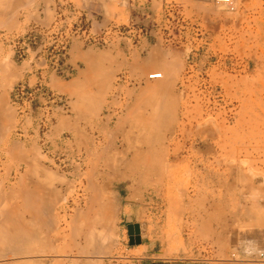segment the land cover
Segmentation results:
<instances>
[{"label": "rangeland", "instance_id": "rangeland-1", "mask_svg": "<svg viewBox=\"0 0 264 264\" xmlns=\"http://www.w3.org/2000/svg\"><path fill=\"white\" fill-rule=\"evenodd\" d=\"M68 5L49 26L0 25V223L10 212L39 246L1 247L0 264L249 262L238 250L264 239V0L168 1L133 11L132 37L73 21ZM80 22L104 46L74 36L65 64L73 42L103 54H73L65 78L43 59ZM26 66L30 86L52 73L46 85L68 98L45 138L12 103ZM161 68L166 86L147 94Z\"/></svg>", "mask_w": 264, "mask_h": 264}, {"label": "crops", "instance_id": "crops-1", "mask_svg": "<svg viewBox=\"0 0 264 264\" xmlns=\"http://www.w3.org/2000/svg\"><path fill=\"white\" fill-rule=\"evenodd\" d=\"M168 1L178 3L185 0H132L131 2L129 0H0V25L4 29L12 27L20 30L28 27L49 26L52 23H57L61 14L68 13L63 6L69 3L68 7L74 10H69L73 21L84 19L89 22L92 29L100 30L106 28L111 22L127 25L133 11L143 13L142 10L148 9L152 15H158ZM141 4H143L142 7ZM58 10H62L61 14L58 13ZM94 50L92 48L84 49L80 42H73L66 53L68 54L67 63L73 69L75 68L72 65V55L75 54L81 59L88 58L89 62L96 65L98 57L103 53ZM33 70L26 66L22 70V77L19 80H24L29 85L34 84L37 75L32 72ZM55 81L54 75L47 73L46 84L53 88ZM237 254L248 256V260H250L249 262H239V264H264L263 237L258 238L252 246L243 244Z\"/></svg>", "mask_w": 264, "mask_h": 264}, {"label": "built area", "instance_id": "built-area-1", "mask_svg": "<svg viewBox=\"0 0 264 264\" xmlns=\"http://www.w3.org/2000/svg\"><path fill=\"white\" fill-rule=\"evenodd\" d=\"M216 3L230 4L232 0H214ZM71 9V7H70ZM171 10V9H170ZM110 30L115 32L120 37L124 33L142 32L140 27H136L133 23L127 26L115 25L110 27ZM70 35H65L63 40L55 41L51 46V52H49V61L43 59L44 67H48L52 72H55L65 78L72 75L73 69L68 67L63 58L65 56L66 47L69 45L72 37H80L89 45H103V40L92 35L87 27H84L82 23H76L72 26ZM133 32V33H132ZM104 46V45H103ZM121 77L125 78V73L121 74ZM162 77V73H152L147 76L148 79H158ZM12 103L21 116L31 115L37 122L38 133L42 138H45L54 123V111L59 109L61 111H69L68 98L57 92H54L49 86L44 84L42 80H39L35 85L30 86L25 83H19L15 86L12 93ZM44 143V140H43Z\"/></svg>", "mask_w": 264, "mask_h": 264}, {"label": "bare ground", "instance_id": "bare-ground-1", "mask_svg": "<svg viewBox=\"0 0 264 264\" xmlns=\"http://www.w3.org/2000/svg\"><path fill=\"white\" fill-rule=\"evenodd\" d=\"M174 60V59H173ZM165 66H167V62H166V64H164ZM169 65V64H168ZM170 66H171V64H170ZM169 66V67H170ZM169 67H167V68H169ZM174 67V65L172 66V67H170V69L171 68H173ZM176 68V67H175ZM165 69H166V67H165ZM169 69V71H171ZM174 69V68H173ZM161 70L162 71H159L160 73H162V78L161 79H158L156 82H152V84L151 85H149V89L147 88V91L146 92H148L147 94H150V95H154V92L157 90V89H161L162 87H164V86H166V84H167V80H168V78L166 77V75H165V72H166V70H164L163 68H161ZM177 70V69H176ZM173 71H175V69L174 70H172L171 71V73L170 74H172L173 73ZM167 72H168V70H167ZM4 76V75H3ZM166 88V87H165ZM2 90H3V88H2ZM151 97V96H150ZM153 98L155 99V97L153 96ZM5 99V98H4ZM3 100V99H2ZM151 100H153V99H151ZM5 101V100H4ZM4 104V103H3ZM160 101H156L155 102V105L154 106H152V108H151V114L152 115H155L156 113H157V111H159L160 110ZM11 121V120H10ZM152 121V120H151ZM2 122V121H1ZM7 125V124H6ZM137 153V152H136ZM150 155L152 154V153H149ZM149 154H148V156H149ZM153 155V154H152ZM151 157V156H150ZM149 157V158H150ZM153 157V156H152ZM148 158V157H147ZM155 159V158H154ZM122 160V159H121ZM30 162V161H29ZM34 163V162H33ZM147 163H149L148 164V166H151L152 167V163H150L149 161L147 162ZM164 163V162H163ZM163 163H162V165H163ZM35 164V163H34ZM36 165V164H35ZM37 166V165H36ZM155 167V166H154ZM163 168H164V166H162ZM34 169V168H33ZM32 169V171H34ZM37 169V168H36ZM44 170V169H43ZM39 171V170H38ZM158 171V170H157ZM45 172V171H44ZM47 172V171H46ZM156 172V171H155ZM33 173V172H32ZM40 173V172H39ZM42 174H43V172H41ZM40 173V174H41ZM39 174V175H40ZM47 174V173H46ZM45 175V174H44ZM54 175V174H53ZM29 176V175H28ZM48 177H47V180H45V178L43 179V180H45V181H43V182H47L48 181V178H50L51 179V176L48 174L47 175ZM157 177H159V176H157ZM156 177V178H157ZM30 178V177H29ZM56 178V177H55ZM31 179V178H30ZM50 179H49V181H50ZM32 181V180H31ZM48 181V183L50 184V182ZM42 182V183H43ZM260 183V182H259ZM28 184V183H27ZM61 184V183H60ZM32 185H34V184H32ZM39 185V187H40V185H41V183H39L38 184ZM47 185V184H46ZM36 186H37V183H36ZM35 186V187H36ZM45 185L43 184V187H44ZM41 187H42V185H41ZM45 187H48V186H45ZM40 190V189H39ZM51 190H53V189H51ZM49 191H50V189H49ZM39 191H37V193H38ZM52 192V191H51ZM15 193V192H14ZM23 193V192H22ZM21 193V194H22ZM47 193V192H46ZM4 194V193H3ZM16 194V193H15ZM12 195H13V193H12ZM33 199V198H32ZM50 201V200H49ZM3 202V201H2ZM10 204V203H9ZM262 205V204H261ZM10 206V205H9ZM16 206V205H15ZM19 205H17L16 207H18ZM14 207V206H13ZM10 208V207H9ZM5 209V208H4ZM16 209V208H15ZM38 209H39V206H38ZM43 209V208H42ZM9 209H6V211L5 212H7ZM10 210H12V208H10ZM14 210V209H13ZM37 210V209H36ZM3 212H4V210H2ZM31 212L33 211V210H30ZM29 211V212H30ZM45 211V210H44ZM40 212V211H39ZM10 212H8V213H4L3 215L4 216H6V219L3 221V222H1L0 223V248L1 247H5V248H7L9 251L11 250L12 251V253L13 252H15L14 254H17V253H34V252H38L39 250L36 248V247H39L38 246V244H37V246H34L33 244H30L29 242H34V241H32V240H30V236H31V234H29V235H27V234H25L26 233V231L27 230H23L21 227H16L15 225H14V227L10 224V221H11V223H12V220L10 219L11 217H13V216H11L12 214L10 213ZM33 213H34V211H33ZM35 214V213H34ZM34 214H32V215H34ZM50 214V213H49ZM36 215V214H35ZM38 215V214H37ZM41 217V216H40ZM1 220H3V219H1ZM79 220V219H78ZM81 220V219H80ZM54 221V220H53ZM31 225V224H30ZM108 225H106L105 227H107ZM23 227V226H22ZM27 227V226H26ZM75 227V226H74ZM108 228V227H107ZM243 228V227H242ZM27 229H29V228H27ZM31 230V229H30ZM35 234V233H34ZM36 236V235H35ZM37 237H39V236H37ZM33 238H34V236H33ZM40 239V238H39ZM29 240V241H28ZM36 241V240H35ZM39 241V240H38ZM28 242V244H24L23 245V243H27ZM91 242V241H90ZM35 244H36V242H35ZM101 245V244H100ZM104 247V246H103ZM100 248V247H99ZM102 248V247H101ZM4 249V248H3ZM7 250V251H8ZM6 251V252H7ZM10 251V252H11ZM9 253V252H8ZM6 254V253H5Z\"/></svg>", "mask_w": 264, "mask_h": 264}, {"label": "water", "instance_id": "water-1", "mask_svg": "<svg viewBox=\"0 0 264 264\" xmlns=\"http://www.w3.org/2000/svg\"><path fill=\"white\" fill-rule=\"evenodd\" d=\"M137 241H138L137 237H132V235H130V244H133L134 242H137Z\"/></svg>", "mask_w": 264, "mask_h": 264}]
</instances>
